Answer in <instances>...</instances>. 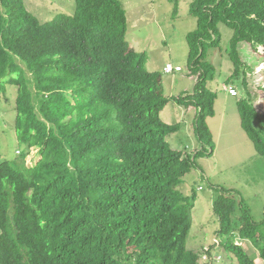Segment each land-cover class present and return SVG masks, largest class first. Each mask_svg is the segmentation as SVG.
I'll use <instances>...</instances> for the list:
<instances>
[{"label":"trees","instance_id":"16d2710c","mask_svg":"<svg viewBox=\"0 0 264 264\" xmlns=\"http://www.w3.org/2000/svg\"><path fill=\"white\" fill-rule=\"evenodd\" d=\"M189 15L197 22L186 36L195 83L169 98L162 72L147 70L146 55L126 40L119 0H74L72 14L48 22L24 0H0V95L15 91L18 143L12 158L0 156V264L199 263L203 252L187 247L196 191L180 186L213 149L207 119L217 96L207 89L208 59L221 52L223 25L232 32L225 83L245 91L241 127L264 158V112L246 78L254 66L240 50L246 45L264 62V0H194ZM170 101L195 110L199 150L167 142L180 130L161 120ZM32 149L38 160L27 166ZM216 192L219 246L205 254L217 247L238 264H255L235 241L249 242L262 259L264 218L255 222L233 190Z\"/></svg>","mask_w":264,"mask_h":264},{"label":"rangeland","instance_id":"374dc122","mask_svg":"<svg viewBox=\"0 0 264 264\" xmlns=\"http://www.w3.org/2000/svg\"><path fill=\"white\" fill-rule=\"evenodd\" d=\"M193 1L120 0L126 10V40L137 52L146 55L147 70L163 62H170L173 67L176 65L181 67L182 71L178 75L183 80L175 75L176 80L170 92L175 98L182 95V87L187 82L189 49L186 36L197 27L195 18L189 15ZM71 6L72 8L69 9L66 3L63 7L68 8L58 10L42 2L26 5L29 12L42 22H48L59 14H72L74 5ZM219 28L222 35L221 52L211 55L208 59L213 65V81L209 82L207 89L217 96L214 104L215 116L207 119L213 149L210 155H203L196 160V167L185 176L180 186V191L185 194L193 189L196 191L187 247L196 252H203L198 264H206V262L207 264H238L231 254L226 253L222 248H217L219 238L216 237V232L219 224L212 214L217 188L230 189L238 194L243 200V206L255 222H262L264 218V158L255 151L252 142L241 127L237 102L246 98L245 91L241 86L232 85L238 96L231 97L227 92L225 81L232 73V65L225 54V48L228 46L232 32L223 25ZM240 50L244 63L254 66L253 72H249L246 78L254 104L264 112V62L246 45ZM258 50L262 53L263 48ZM209 72L211 73V70ZM187 83L184 87L187 92H191L194 85ZM165 93L169 94L166 90ZM14 99L15 91L11 89L5 96L0 95V156L5 159L12 158L15 149L18 148L12 128ZM183 110L184 108L180 110L176 107L174 101H170L161 112L163 123L178 124L180 129L170 135L167 142L172 149L192 151L195 145L199 150L200 144L195 138L193 129L191 130L192 115L196 112L192 108L187 112ZM37 160V150L32 149L26 159V165L33 166ZM235 242L243 246L247 255L254 257L255 264H264V257L261 259L258 249L249 242L239 240ZM212 245L217 247L216 250L211 251L209 258L205 252Z\"/></svg>","mask_w":264,"mask_h":264},{"label":"crops","instance_id":"0c3cea01","mask_svg":"<svg viewBox=\"0 0 264 264\" xmlns=\"http://www.w3.org/2000/svg\"><path fill=\"white\" fill-rule=\"evenodd\" d=\"M120 1V0H119ZM37 2H42V3H45V4H48V5H52L53 6V8H58V10H64V8H68V7H63L64 6V4H66V3H68V6H69V9H71L72 8V6H71V4H73L74 5V0H24V5H25V7H26V5H28L29 6V4H33V3H37ZM26 9H27V7H26ZM28 11H29V9H27ZM74 11V10H73ZM167 64H172V63H170V62H163L162 64H160L159 66H157V67H153V69H151V70H149V71H160V72H162V78H163V86H164V91L166 90V92L168 91L169 92V94H167V95H165L166 97H169V98H172L173 96L170 94V92H171V90H172V88H173V86H174V83H175V80H176V78H175V75H178L181 71H179V72H174V73H171V74H166V73H164V67L167 65ZM176 66H178V67H180L179 65H176ZM175 66V67H176ZM181 68V67H180ZM188 72H187V74H186V81L187 82H189V84L191 83V86H193L194 85V83H195V79H193V80H191V79H189V77H188ZM178 79H180V80H183L182 78H181V76H179L178 75ZM187 82H185V84H184V86L186 85V83ZM188 84V83H187ZM182 87V90H181V92H183L182 94H184V96L186 95V94H188V93H190V92H187V89L185 88V87ZM188 86V85H187ZM188 88V87H187ZM166 94V93H165ZM236 98V97H235ZM170 103V102H169ZM168 105V104H167ZM175 106L176 107H178L180 110H182L184 107L183 106H180V105H178L177 103H175ZM167 107V106H166ZM183 111H185V112H187V110L184 108V110ZM193 116V120H194V117H195V113H194V115H192ZM213 118V117H212ZM210 119V118H209ZM193 128H191V130H192ZM193 149H196V150H198L197 149V147H195V145L193 146ZM193 149H192V151H193ZM192 151H190L189 150V152H192Z\"/></svg>","mask_w":264,"mask_h":264},{"label":"built area","instance_id":"2783aa9c","mask_svg":"<svg viewBox=\"0 0 264 264\" xmlns=\"http://www.w3.org/2000/svg\"><path fill=\"white\" fill-rule=\"evenodd\" d=\"M164 73H166V74H171V73H173V72H179V71H181V68L180 67H173V66H171L170 64H168V65H166L165 67H164ZM227 92H228V94L231 96V97H236V96H238V93H237V91L235 90V88H233V87H227ZM219 244V243H218ZM208 251V250H207ZM204 258L206 259V257L204 256Z\"/></svg>","mask_w":264,"mask_h":264}]
</instances>
